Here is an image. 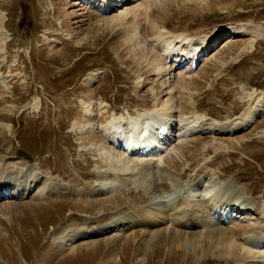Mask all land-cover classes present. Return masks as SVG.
Segmentation results:
<instances>
[{
  "label": "rangeland",
  "instance_id": "obj_1",
  "mask_svg": "<svg viewBox=\"0 0 264 264\" xmlns=\"http://www.w3.org/2000/svg\"><path fill=\"white\" fill-rule=\"evenodd\" d=\"M81 1L0 0V169L31 163L51 179L32 182L28 197L0 196V264H237L217 251L203 256L204 246L187 251L175 233L137 226L115 239L109 226L181 184L200 183L192 205L235 181L264 206V113L238 134L182 133L189 121L238 119L262 99L264 0H114L109 11ZM225 28L239 35H220L195 65L178 55L180 39ZM152 110L173 124L160 155L110 143L113 122ZM113 174L124 181L114 191H90ZM230 214L238 239L264 227L251 211ZM95 226L103 233L59 241Z\"/></svg>",
  "mask_w": 264,
  "mask_h": 264
},
{
  "label": "bare ground",
  "instance_id": "obj_2",
  "mask_svg": "<svg viewBox=\"0 0 264 264\" xmlns=\"http://www.w3.org/2000/svg\"><path fill=\"white\" fill-rule=\"evenodd\" d=\"M108 4L109 3L107 2L106 6ZM230 30L231 29L229 28L221 29L219 32L213 33L211 37L203 41L193 38L180 39V42L183 45H187V49H183L185 55H178L187 57L188 60L194 62L198 59L199 54L209 47L212 40L218 38L221 32ZM174 40L175 38L170 41L173 43ZM173 51L176 50L174 49ZM169 55L170 54H167L165 58ZM176 55L177 54H175V56ZM262 113H264V95L252 109L248 110L244 116L238 119L230 120L225 123H216L215 121L211 122L205 117H202L198 119H206L209 122L204 120L203 122L192 124L193 121H189L185 123L186 126L183 131L184 133H182L184 135L194 132L240 133L250 128L255 122L253 120L254 117H259ZM169 116V114H167L166 117L164 116L165 124L166 122H170ZM91 119L90 116L86 117L89 124H92ZM157 119V113L153 110L141 113L137 117L130 116L124 117L122 120L118 119L119 121H115L111 125L114 130V139L117 140L124 134L126 144L131 147H137V144L139 143L146 150L151 149L155 145L161 143V134L166 133L168 128H170L169 126H163L160 122L158 123ZM245 124L246 126H244ZM148 132H156L158 134L154 137H145L146 139L143 141H139L135 137ZM137 155L142 156L141 154ZM23 164L24 165L22 166H24V169H21V167L11 168L10 164L4 169H0V193L6 188L19 185L20 188L17 195L20 198L28 197L29 194L34 191V188L32 187L31 189L30 186L32 182L37 186L38 184H41L43 177L47 182H50V177H45L36 166L31 163ZM26 166L29 167L26 168ZM113 177L115 179V181L113 180L114 182H101L100 180V185L93 186L90 191L93 193L105 191L110 192L118 188L121 183H124L120 175L113 174ZM184 189L186 190V185H180L177 188L178 195ZM210 192L211 193L207 194L204 200V205L201 206L192 205L190 199L188 197L182 198V195L181 198L177 196L179 197L177 200L176 197L166 196L163 197L162 200H156L154 204L150 203L144 206H135L128 211V213L117 218L113 224L110 225L109 229L112 228L110 231L116 229L117 233L115 239L126 238V236L134 232L135 227L137 226H141L138 229L141 230L139 233L143 235L154 234L155 236L156 233L159 234L161 232L175 233L176 236L181 237L178 238L181 248H184L187 251H190L191 248L198 249L200 246H204L206 247V251L203 256L210 251H217L220 258L222 256H228L231 259L238 260L237 264H264V227L261 231L255 230V228L251 227V229L244 232L243 236L239 238L243 245V247H241L238 242V236L235 234L236 222L230 219L232 215L228 213L229 209L237 207L238 212L251 211L264 221V206L258 205L255 201L245 198L242 187L237 185L235 181H229L225 186L223 185V187H220L217 190L211 189ZM260 210H262V212H260ZM219 211H221V214ZM217 224L223 226H217ZM224 225H226V227ZM69 227L70 225L68 228ZM95 227H91L90 229L83 227L81 230L74 229L71 233H67L66 236L63 234L58 237L59 241L64 244V246H72L71 242L76 239L103 233L98 232L100 229H98L97 226ZM188 227L201 228V231H199V233L197 232L198 235L195 236L197 238L192 237V239H190L187 237L188 233H190L189 229H187ZM151 239L152 238L149 239V242Z\"/></svg>",
  "mask_w": 264,
  "mask_h": 264
}]
</instances>
